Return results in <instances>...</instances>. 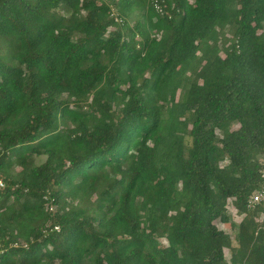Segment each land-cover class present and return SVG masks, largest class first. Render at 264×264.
Segmentation results:
<instances>
[{
  "label": "trees",
  "instance_id": "trees-1",
  "mask_svg": "<svg viewBox=\"0 0 264 264\" xmlns=\"http://www.w3.org/2000/svg\"><path fill=\"white\" fill-rule=\"evenodd\" d=\"M158 2L0 0V264H264V0Z\"/></svg>",
  "mask_w": 264,
  "mask_h": 264
},
{
  "label": "built area",
  "instance_id": "built-area-1",
  "mask_svg": "<svg viewBox=\"0 0 264 264\" xmlns=\"http://www.w3.org/2000/svg\"><path fill=\"white\" fill-rule=\"evenodd\" d=\"M159 0H151L152 6L156 9L157 12H161L162 7L159 5ZM117 21H119V18H116ZM262 167L260 169V183L258 188H256L254 191L251 192V194L249 195L248 199H247V207L249 209H253L255 208L260 202H262L264 200V156L262 157ZM5 185L3 179L0 177V188H3ZM47 196L44 197V199L47 200L46 198ZM232 199V198H230ZM233 202V199H232ZM227 205V204H226ZM233 205V203H232ZM46 209L50 212H54L55 211V207L51 204L50 201H47L46 203ZM234 207V205H233ZM235 208V207H234ZM237 209H234V214L236 213ZM55 230H58V226H54Z\"/></svg>",
  "mask_w": 264,
  "mask_h": 264
},
{
  "label": "rangeland",
  "instance_id": "rangeland-1",
  "mask_svg": "<svg viewBox=\"0 0 264 264\" xmlns=\"http://www.w3.org/2000/svg\"><path fill=\"white\" fill-rule=\"evenodd\" d=\"M131 25H132V23L130 22L129 29H132ZM220 54L223 55V53H220ZM200 82H202V80H200ZM217 133H218V131H217ZM226 209H227V212H228L229 216L231 217L232 221L234 223L238 224L241 221L243 215L239 214L238 211H236V213L234 214L235 208L232 205V199H228ZM215 224L219 229H221L225 233H227L232 238V240H234L235 231L228 224H224L218 219L215 220ZM160 242L162 244L166 243V241L162 238L160 239ZM225 254H226V257L229 258V251L228 250L226 251Z\"/></svg>",
  "mask_w": 264,
  "mask_h": 264
}]
</instances>
